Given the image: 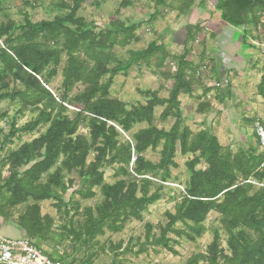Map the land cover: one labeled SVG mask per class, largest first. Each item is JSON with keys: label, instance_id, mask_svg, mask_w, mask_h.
<instances>
[{"label": "trees", "instance_id": "16d2710c", "mask_svg": "<svg viewBox=\"0 0 264 264\" xmlns=\"http://www.w3.org/2000/svg\"><path fill=\"white\" fill-rule=\"evenodd\" d=\"M86 1L89 0H71L66 7L69 14L52 22L34 24L25 15L24 25L12 20L0 23V103L9 101L18 106V113L35 114L22 129H16L13 121L8 135L0 131V154L6 152L0 157V218L7 222L15 220L30 241L38 240L55 248L66 241L80 247L94 246L107 231L120 233L128 221H142L148 207L162 199L163 183L171 178V169L178 167L175 155L179 146L182 155L194 156L186 163L191 176L180 192L174 213L166 212L167 223L158 227L159 234H153L152 226L147 227L142 250L150 246L173 252L171 244L176 242L169 236L196 242L206 234L204 223L215 212L228 235L227 251L216 230L207 252L192 255L184 264H264V153L252 145L233 152L208 131L193 132L183 125L179 97L190 95L196 80L193 64L187 60L191 53L189 45L196 40L193 28H186V52L180 57L171 56L165 45L152 43L143 50L131 51L128 60L121 61L113 50H124L140 42L136 26H127L117 19L105 30L97 31L78 16ZM151 1L156 8L168 7L179 15L190 11L196 2ZM207 1L201 0V5ZM216 2L221 20L241 29L243 49L252 48L247 44L249 31L264 29V1ZM57 35L62 39L59 46L44 47L35 41L39 36ZM63 56L66 64L61 89L56 94L50 84L58 76ZM168 60L176 66L174 73L164 74L172 79L169 98L150 93L152 98L146 105L128 109L125 102L110 97L115 77L127 75L133 65L150 66L155 61V68L162 70ZM111 63L113 68L108 67ZM261 72L257 95L264 105V64ZM213 91L219 104L230 98L229 88L222 91L213 87L205 91L203 99ZM157 107H164L161 122L175 121L169 131L153 125ZM211 111L207 102L198 105L199 115ZM256 119L242 121L249 128ZM261 123L264 126V121ZM140 124L149 127L133 133ZM43 127L46 132L38 138L17 150L8 148L17 133H32ZM82 128L88 129V137L79 134ZM159 148L160 163L145 159L149 150ZM202 160L205 167L199 168ZM5 168L7 178L2 177ZM54 168L55 172L50 174ZM105 168L113 171V184L106 182ZM65 175L74 178L65 182ZM77 178L81 189L72 193L68 205L55 204L66 217L59 232L54 229L55 219L42 215L40 203L50 201L59 190L72 189ZM96 191L103 196L101 204L81 210L75 196L89 201L96 197ZM21 208L24 210L17 212ZM120 249L122 245L115 248ZM47 255L66 264V258L55 252Z\"/></svg>", "mask_w": 264, "mask_h": 264}, {"label": "rangeland", "instance_id": "374dc122", "mask_svg": "<svg viewBox=\"0 0 264 264\" xmlns=\"http://www.w3.org/2000/svg\"><path fill=\"white\" fill-rule=\"evenodd\" d=\"M124 2L130 5L123 7ZM70 5L71 0H0V23L12 20L18 25H24L25 15L34 24L43 21L52 22L56 18L69 14L70 10L66 7ZM216 5V0H208L203 5H201V0H196L190 11L179 15L170 11L168 7L156 8L151 0H89L82 5L78 16L84 18L88 26L97 31L105 30L110 22L117 19L127 26H136L140 42L132 43L124 50L118 48L113 50V53L121 61H127L131 51L143 50L152 43L163 44L171 56L180 57L186 52V28L191 26L196 40L189 45L191 53L187 60L192 62L195 77H197L192 93L179 97L183 125L189 126L193 132H199L202 128H210L207 130L209 133L216 131L217 127H221L220 141L223 146H229L233 152H236L240 147L258 146L259 151L264 153V147L258 145L255 137L254 126L247 128L242 121L243 117L244 119L257 117L256 121H264V105L255 98L256 83L258 84L261 80V68L264 64V29L251 28L247 44L252 48L244 50L241 29H233L225 24L221 20ZM156 14L159 15L153 19ZM262 24H264V17ZM198 29L201 31H197ZM234 33L236 35L232 39L230 36ZM35 41L44 47H55L59 46L58 42L62 39L59 35L49 38L39 36ZM65 64L66 56H63L58 76L50 84V88L56 94L61 89ZM155 64V61L150 66L135 64L127 75L120 74L115 77L110 89V97L125 102L128 109L133 106L146 105L152 98L150 93L157 94L162 99L169 98L172 79L164 74L174 73L176 66L171 60H168L164 69L158 70L155 68ZM113 66V63L108 65L109 68H113ZM213 87L222 91L229 88L231 96L225 105L219 104L215 100L216 91L211 92L204 99L203 95H200L203 90ZM244 93L247 96L246 100ZM201 102H207L212 106V111L209 114L199 115L197 113L198 105ZM163 110L164 107L155 109L153 125L169 131L175 121L170 119L161 122L160 115ZM34 116L35 114L32 112L20 114L18 106L9 103V101H3L0 103V131L3 132V135H8L12 130L13 121H15L16 129H22L33 120ZM228 124L230 127H227ZM240 126L246 128L247 131L243 132ZM148 127L147 124L136 125L133 133ZM46 129L43 127L32 133H17L16 137L12 139L13 143L8 144V148L17 150L24 143L31 142L44 134ZM79 134L88 137L89 131L82 128ZM161 150L162 148L156 151L149 150L145 154V159L155 164L160 163ZM5 154V151L2 152L0 157L3 158ZM89 159L92 160L93 155ZM193 159L194 156L191 154L182 155L179 146L177 147L175 162L178 167L171 169V178L167 180V183H163L162 199L148 207L143 213L142 221H128L120 233L107 231L103 237L97 239L94 246L89 245L88 248L80 247L71 241H66L56 248L52 244L48 245L38 240L31 241L32 244L41 247L47 254L55 252L57 256L65 257L66 264L69 262H73V264H86V262L87 264H184L192 255L207 252L217 230L221 236L222 246L227 251L228 235L219 222L220 216L215 212L210 213L204 223L207 228L206 234L196 242L186 239L177 240L174 236H169L176 242L171 244L173 252L162 247L154 249L150 246L145 247L144 251L142 250L141 245L146 242L147 227L152 226L153 234L158 235V227L167 223L166 212L174 213V206L180 199V192L183 191L191 176V171L186 167V163ZM204 167L202 160L199 168ZM55 170V168L52 169L50 174H53ZM103 172L106 182L113 184V171L105 168ZM8 176V168L3 169L2 177L7 178ZM161 176L162 173L158 178ZM46 178L47 176L44 177V180ZM64 178L67 182L74 177L65 175ZM80 182L77 178L72 189L65 192L59 190L50 201L40 203L42 215L53 217L55 219L54 229L59 232H61L60 228L66 221V217L57 211L55 204L62 202L68 205L72 193L81 189ZM75 201L79 203V208L82 210L85 207H95L101 204L103 196L99 191H96V197L92 200L85 201L76 195ZM23 210L21 208L17 212ZM17 216L18 214L14 218ZM0 225L2 226L0 236L4 238L21 240L27 237L15 220L7 222L0 218ZM178 226L181 225L178 224ZM118 245H122V249L116 251L115 248Z\"/></svg>", "mask_w": 264, "mask_h": 264}, {"label": "built area", "instance_id": "2783aa9c", "mask_svg": "<svg viewBox=\"0 0 264 264\" xmlns=\"http://www.w3.org/2000/svg\"><path fill=\"white\" fill-rule=\"evenodd\" d=\"M254 132L259 145L264 147V126L260 121L255 122ZM0 264L62 263L53 261L42 249L32 244L29 239L11 240L0 236Z\"/></svg>", "mask_w": 264, "mask_h": 264}, {"label": "crops", "instance_id": "0c3cea01", "mask_svg": "<svg viewBox=\"0 0 264 264\" xmlns=\"http://www.w3.org/2000/svg\"><path fill=\"white\" fill-rule=\"evenodd\" d=\"M233 29H235V28H233ZM236 35V33H234V34H231V38L232 39H234V36ZM226 75H227V73H226ZM197 77V76H196ZM259 84V83H258ZM258 84L256 83V91H257V86H258ZM209 89V88H208ZM207 89V90H208ZM205 91L206 90H203L202 92H201V96L205 93ZM244 95V99L246 100L247 99V96L245 95V93L243 94ZM209 96V95H208ZM231 96V95H230ZM260 103H262V98L261 97H259L258 95H257V92H256V97H255ZM230 99V98H229ZM228 99V100H229ZM227 101V100H226ZM225 101V102H226ZM225 102L223 103L224 105H225ZM263 115H264V113H263ZM244 118V117H243ZM257 118V117H256ZM241 120H242V118H241ZM227 127H230V124H228V126ZM215 128H216V126H215ZM210 129V128H209ZM208 128H202L201 130H205V131H207V130H209ZM240 129L244 132V131H247V129L246 128H244V127H241L240 126ZM200 130V131H201ZM213 135H215L218 139H219V141H220V136L222 135V130H221V127H217L216 128V131H212L211 132ZM220 143H221V141H220ZM224 146H226V145H224ZM229 147V146H228ZM249 147V146H248ZM247 147V148H248ZM240 148H243V149H246V148H244V147H240ZM239 148V149H240ZM1 228H2V226L0 225V230H1ZM20 228V227H19ZM22 230V229H21ZM22 232L24 233V235L26 236V234H25V232L22 230ZM2 237V236H1ZM26 239H28L27 237H26Z\"/></svg>", "mask_w": 264, "mask_h": 264}, {"label": "water", "instance_id": "95a60500", "mask_svg": "<svg viewBox=\"0 0 264 264\" xmlns=\"http://www.w3.org/2000/svg\"><path fill=\"white\" fill-rule=\"evenodd\" d=\"M261 1H264V0H261Z\"/></svg>", "mask_w": 264, "mask_h": 264}]
</instances>
